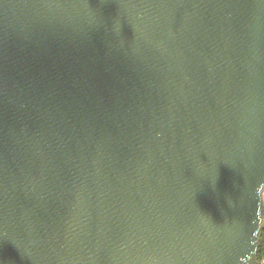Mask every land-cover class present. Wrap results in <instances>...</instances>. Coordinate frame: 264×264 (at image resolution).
I'll return each mask as SVG.
<instances>
[{
	"label": "water",
	"instance_id": "water-1",
	"mask_svg": "<svg viewBox=\"0 0 264 264\" xmlns=\"http://www.w3.org/2000/svg\"><path fill=\"white\" fill-rule=\"evenodd\" d=\"M264 0H0V264H258Z\"/></svg>",
	"mask_w": 264,
	"mask_h": 264
},
{
	"label": "trees",
	"instance_id": "trees-1",
	"mask_svg": "<svg viewBox=\"0 0 264 264\" xmlns=\"http://www.w3.org/2000/svg\"><path fill=\"white\" fill-rule=\"evenodd\" d=\"M264 250V231H261L260 234V241H259V248H258V254H257V260L259 262L260 254Z\"/></svg>",
	"mask_w": 264,
	"mask_h": 264
},
{
	"label": "built area",
	"instance_id": "built-area-1",
	"mask_svg": "<svg viewBox=\"0 0 264 264\" xmlns=\"http://www.w3.org/2000/svg\"><path fill=\"white\" fill-rule=\"evenodd\" d=\"M262 204H263V213L261 218V230L264 231V190L262 193ZM258 264H264V260L259 261Z\"/></svg>",
	"mask_w": 264,
	"mask_h": 264
},
{
	"label": "rangeland",
	"instance_id": "rangeland-1",
	"mask_svg": "<svg viewBox=\"0 0 264 264\" xmlns=\"http://www.w3.org/2000/svg\"><path fill=\"white\" fill-rule=\"evenodd\" d=\"M262 260H264V250L261 252L260 258H259V261H262Z\"/></svg>",
	"mask_w": 264,
	"mask_h": 264
}]
</instances>
